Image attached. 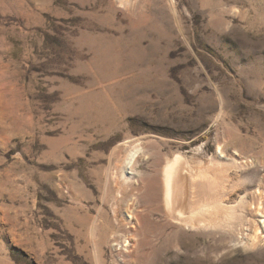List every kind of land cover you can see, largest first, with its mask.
Here are the masks:
<instances>
[{
  "label": "rangeland",
  "instance_id": "1",
  "mask_svg": "<svg viewBox=\"0 0 264 264\" xmlns=\"http://www.w3.org/2000/svg\"><path fill=\"white\" fill-rule=\"evenodd\" d=\"M0 264H264V0H0Z\"/></svg>",
  "mask_w": 264,
  "mask_h": 264
},
{
  "label": "bare ground",
  "instance_id": "2",
  "mask_svg": "<svg viewBox=\"0 0 264 264\" xmlns=\"http://www.w3.org/2000/svg\"><path fill=\"white\" fill-rule=\"evenodd\" d=\"M182 167H183V165H182L181 162L173 161V162L169 163L167 165V167L165 168V170H164V178H163V180H164V200H165V206H166L167 212L174 219H178V220L179 219H184V217H183L184 216V212L182 210H179L178 207L183 204L182 203V199H183L182 196L185 195L184 193H186V192H184L185 190H184V188L182 186V178H183V176H182ZM205 173L203 171H199L198 175L195 176V178L191 179L192 185L193 186L196 185L195 187H197V184H195V183H197L204 176ZM205 178H206V175H205ZM182 192H183V195H182ZM191 193H192V191H191ZM218 205L221 207L222 203H219ZM199 207H200V205H199ZM182 208H184V206ZM198 209L200 210V208H198ZM205 210H207V208ZM196 211L198 212V210H196ZM203 211H204V209H202V212ZM207 212H209V211L207 210ZM197 216H198V213L192 212L191 216H188L185 220L186 221H191V222L194 221L195 222ZM211 217H212V215H211ZM197 220H199V219H197ZM254 237H256V236H254Z\"/></svg>",
  "mask_w": 264,
  "mask_h": 264
}]
</instances>
